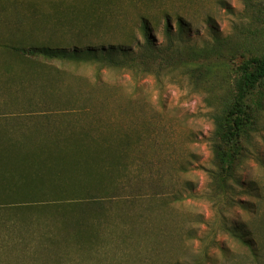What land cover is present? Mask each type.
I'll list each match as a JSON object with an SVG mask.
<instances>
[{"label": "rangeland", "instance_id": "374dc122", "mask_svg": "<svg viewBox=\"0 0 264 264\" xmlns=\"http://www.w3.org/2000/svg\"><path fill=\"white\" fill-rule=\"evenodd\" d=\"M242 9V0H0V42L31 35L32 43L67 50L103 47L99 53L126 59L134 71L103 67L95 60L74 64L28 58L0 46V144L8 145V138L51 143L54 135L83 133L74 145H90L94 154L100 153V165L120 155V166H108L112 180H124L119 178L126 176L125 168L118 174L124 166L141 172L139 182H125L130 188L105 197L107 224L94 226L98 241L91 245L72 239L74 211L43 206L18 219L2 214L6 223L17 220L33 243H39L36 239L46 228L67 238L61 247L34 252L41 262L192 264L199 257L206 239L189 235H211L217 226L207 199L209 178L201 168L209 166L207 139L214 126L209 113L215 114L218 101L228 97L224 79L230 81V70L241 59L234 48L246 54L264 47V22L246 19ZM165 15L173 24L169 36L162 27ZM143 16L158 23L145 45L139 32ZM178 17L195 31L177 36ZM214 35L227 38L228 51L191 64L185 55L211 47ZM121 44H131L130 54L115 49ZM197 64L208 65V70L200 73ZM256 113L262 128L252 140L259 156L244 162L241 176L264 184V111ZM4 150L8 156L13 153L0 145V162ZM20 157L17 168L25 165L26 157ZM186 181L194 185L195 196L181 203L165 200L176 191L186 194ZM152 183L163 199H150ZM129 197L139 201L128 204ZM236 214L239 210L231 208L230 221ZM200 216L206 222L198 223ZM216 241L207 264L254 263L247 248L227 234L219 233Z\"/></svg>", "mask_w": 264, "mask_h": 264}, {"label": "trees", "instance_id": "16d2710c", "mask_svg": "<svg viewBox=\"0 0 264 264\" xmlns=\"http://www.w3.org/2000/svg\"><path fill=\"white\" fill-rule=\"evenodd\" d=\"M242 1L243 17L264 22V4L254 0ZM225 7L229 8L227 4ZM155 26H158L157 22L153 23L144 16L140 18L139 32L143 36L144 45L149 43ZM162 27L164 34L169 36L173 24L168 15L164 16ZM192 31L195 30L191 23L181 17L176 19L174 32L177 36ZM28 37L32 36H18L17 40L0 42V46L28 58L74 64L95 60L103 67L134 72L132 64L127 63L126 59L117 60L108 52L99 53L98 51L103 52V47L99 49L89 45L84 49H78L75 45L67 50L63 46H51L43 42L32 43L28 41ZM226 40L227 38L214 35L211 47L193 49L185 56L191 64L197 63L200 58L208 59L213 55L218 57L228 51ZM130 47L131 44H121L115 49L128 55L131 52ZM253 48L246 54L239 51L238 47L234 48V51L239 52L241 59L231 68L230 81L224 79V83H227L228 97H222L218 101L215 114L209 113L210 119L214 122L212 132L207 139L210 152L209 166H201V168L209 178L207 199L214 208L211 219L217 226L213 227L211 235L207 233L206 236H197L196 231L189 235L193 239H206L199 251V257L192 264H207L210 259L209 249L216 244V236L219 233L227 234L244 245L249 255L254 258L253 264H264V184L261 180L245 182L241 176L244 162L248 159H257L259 156L258 145H253L252 138L254 133L262 128L255 120L258 114L256 112L264 111V47ZM130 60L133 61V57ZM197 68L201 73L208 70V65L197 64ZM72 136L74 135H54L55 140L51 143L40 140L30 141L29 138L25 140L30 142L8 138L6 140L8 145L0 144L5 149L9 146L13 150L9 156L4 150L2 156L5 160L0 162V228L2 229L0 230V264H47L48 262H41L42 257L34 255V252L41 247L45 249L61 247L67 242L65 236L60 239L52 229L46 228L36 239L39 243L34 242L36 243L34 245L32 241H28V234L17 224V220L6 223L1 217L2 214H12L18 219L24 213L42 210L43 206L74 211L75 215L73 214V219L69 223L73 229L72 239H75L78 245H91L98 241V232H94V226L106 227L105 216L109 206L106 204V198L110 192L122 193L123 189L130 188L125 182L128 185L139 182L136 177H139L140 171L130 166L128 168L124 166L118 173L119 175L121 172L124 173L125 168L126 176L119 178L124 180H112L110 176L112 171L108 166L110 168L120 166L122 164L119 163L120 155L100 165L97 160L100 153L94 154L90 145H74L76 138L81 140L85 134L82 133L79 137ZM59 142L64 148H61ZM37 143L48 145V148ZM29 146L34 147L28 149ZM20 156L26 157L22 161L25 165L17 168L16 163ZM150 186L149 188L153 190L147 193L150 199L164 198L159 196L156 184L152 183ZM193 186L186 181L184 186L186 194L176 191L165 197V200L167 198L168 202L181 203L195 196ZM127 201L128 204H134L139 200L129 197ZM231 208H237L240 212L236 214L233 222L228 217ZM197 221L206 222L202 216L198 217ZM65 222L68 224V221ZM57 260L55 264H60Z\"/></svg>", "mask_w": 264, "mask_h": 264}]
</instances>
